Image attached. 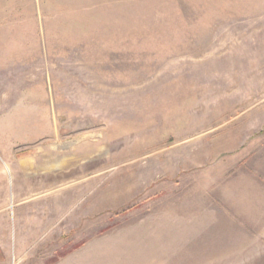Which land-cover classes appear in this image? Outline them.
<instances>
[{"label": "rangeland", "instance_id": "1", "mask_svg": "<svg viewBox=\"0 0 264 264\" xmlns=\"http://www.w3.org/2000/svg\"><path fill=\"white\" fill-rule=\"evenodd\" d=\"M0 38V264H264V0H0Z\"/></svg>", "mask_w": 264, "mask_h": 264}, {"label": "crops", "instance_id": "2", "mask_svg": "<svg viewBox=\"0 0 264 264\" xmlns=\"http://www.w3.org/2000/svg\"><path fill=\"white\" fill-rule=\"evenodd\" d=\"M9 42H10V43H9ZM8 44L15 45L14 42H12V41H8L7 39L0 38V46H1V45H8ZM0 50H1V49H0ZM0 53H1V51H0ZM23 166H24V164H21L20 167H18V168H20L21 171H23V170L25 171V169H24ZM22 167H23V168H22ZM18 252L21 253L19 250H18ZM22 253H23V252H22Z\"/></svg>", "mask_w": 264, "mask_h": 264}]
</instances>
